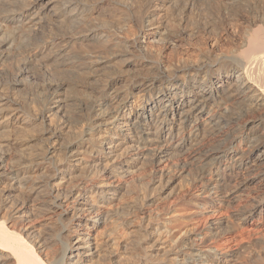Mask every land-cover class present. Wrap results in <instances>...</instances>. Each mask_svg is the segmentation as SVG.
Wrapping results in <instances>:
<instances>
[{"label":"bare ground","instance_id":"bare-ground-1","mask_svg":"<svg viewBox=\"0 0 264 264\" xmlns=\"http://www.w3.org/2000/svg\"><path fill=\"white\" fill-rule=\"evenodd\" d=\"M0 186V264H107L142 223L147 262L264 264V0H0Z\"/></svg>","mask_w":264,"mask_h":264},{"label":"rangeland","instance_id":"rangeland-1","mask_svg":"<svg viewBox=\"0 0 264 264\" xmlns=\"http://www.w3.org/2000/svg\"><path fill=\"white\" fill-rule=\"evenodd\" d=\"M228 27H230L231 29H234V31L236 30L235 23H231L230 25H228ZM234 31L232 30V32ZM148 159L149 158L145 160L146 162L144 161L145 163L144 162L142 163L143 165L140 171L141 173H140V182H139L140 188L142 187L143 190L153 193V195H155L157 198H160L162 200L166 199L165 197L168 192H172L178 195H182V193L185 194V192H187L186 195H188V192L190 191V189L187 186L189 182L188 181L189 178L187 176L185 175L176 176L174 171H171L170 173H168V175L167 174L161 175L160 169H159L160 166L157 165L158 163L155 160H151V159L148 160ZM167 168L168 167H165V170L169 169ZM172 179H174L173 182H171ZM4 202H5V194H4V191L2 190V186H0V203H4ZM174 208L175 207H172V209ZM167 215L169 217L171 214H167ZM176 223H179L177 225L179 226V229L181 230V232L184 234V238L187 240L188 243L192 244L195 242H199L201 234H198L197 229H198V226L199 227L203 226V222L197 223L196 221L182 218ZM142 224L139 225L138 227H134L136 231L135 232L132 230V232L134 233H132L130 231L131 229H129V231L132 233L131 234L129 232L131 236L129 234H126L125 238L122 237L121 240L119 239L120 237L116 238L113 241L109 242L103 248L102 257L103 259L105 258L104 259L105 263L107 264H110V263L111 264H156L152 262H147L145 260V253L150 254L152 252H154L152 253L153 255H155L157 258H160V259L167 260L169 258H173V257L175 258V255H171L172 252H170L171 251L170 242L166 240L165 237L163 238L162 236H159V235L157 236V233L153 232V229H152L153 225H151L150 223L147 224V226H146V223H142ZM39 230L41 232V229ZM42 232L43 234H45V236H47V234L44 233V231ZM158 237H160L161 239ZM153 242L155 244H153ZM154 245L156 247L160 245L159 246L160 249L156 250ZM256 248L258 250L260 249L259 250L260 255L264 258V248L262 249L258 247ZM178 260H182V257H178Z\"/></svg>","mask_w":264,"mask_h":264}]
</instances>
